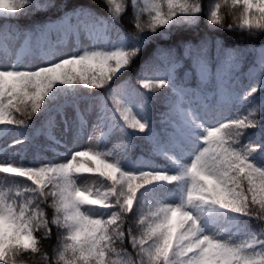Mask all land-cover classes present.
Listing matches in <instances>:
<instances>
[{"label":"snow or ice","instance_id":"snow-or-ice-1","mask_svg":"<svg viewBox=\"0 0 264 264\" xmlns=\"http://www.w3.org/2000/svg\"><path fill=\"white\" fill-rule=\"evenodd\" d=\"M100 3L0 0V20L60 10L0 25V264H264V47L242 74V51L203 38L114 83L202 16L264 33V0Z\"/></svg>","mask_w":264,"mask_h":264},{"label":"trees","instance_id":"trees-1","mask_svg":"<svg viewBox=\"0 0 264 264\" xmlns=\"http://www.w3.org/2000/svg\"><path fill=\"white\" fill-rule=\"evenodd\" d=\"M43 2V0H41ZM59 2V0H58ZM72 3H84L93 7L98 15L106 16L107 12L103 6H101L100 0H72ZM205 8L210 3V0H203ZM60 14V10L58 8H54L51 10L43 11L40 13H25L23 16L12 19V20H0V25L8 24L12 27H18L21 29H28L33 27L34 25L43 23L44 21L55 19ZM231 18H226L225 24L231 23ZM120 27L127 33L132 34L135 29L129 23V16H125L121 21ZM207 38L210 41H219L225 48L237 49L244 53V58L242 60L241 65V73L245 74L251 70L253 66V62L255 60L256 54L258 50L264 47V33H254L249 35L246 31H241L238 28H234L229 31L226 28H216L215 30H211L206 23L205 18L202 16L200 22L192 27L181 26V27H173L171 30L166 32L163 36H157L151 41H149L141 53L135 58L132 65L124 72V74L120 77L121 79H126L130 81H134L137 73L143 68L146 67L153 62V58L156 52L160 49H174L178 53L182 52L181 46L184 43L192 42L198 43L201 39ZM116 80L114 82H118ZM243 82L245 86L247 85L246 76L243 77ZM96 92H105L104 89L94 90ZM163 91V90H161ZM259 96V93L256 94ZM249 104H246L244 107L238 109L241 114H244ZM156 112H154V119L156 118L158 112L162 110L160 108L159 102L155 105ZM250 132L252 130H249ZM136 143L143 145V141H136ZM146 147V146H144ZM37 149H30L29 153L31 155L34 154ZM139 150H137L138 152ZM48 158V157H47ZM249 223H253L249 221ZM55 233V230H54ZM47 243V242H46ZM51 244H55V235L53 236Z\"/></svg>","mask_w":264,"mask_h":264},{"label":"rangeland","instance_id":"rangeland-1","mask_svg":"<svg viewBox=\"0 0 264 264\" xmlns=\"http://www.w3.org/2000/svg\"><path fill=\"white\" fill-rule=\"evenodd\" d=\"M82 43L83 44H85V45H87V43H88V41L87 40H83L82 41ZM68 51H71V47H69L68 48ZM124 80H126V79H124ZM120 81L121 80H119L118 82H114V83H120ZM133 84H136V86L137 87H139V85H138V83H137V81H136V78L134 79V81H131ZM141 91H144L143 89H141ZM58 135H59V133H58ZM114 139H116V140H119V139H121V138H119V137H116V138H114ZM88 145H87V142H86V140H84V141H81L78 145H75V147L77 148V150H83V149H85L86 147H87ZM44 156L47 158H52V153L51 152H48V153H44Z\"/></svg>","mask_w":264,"mask_h":264}]
</instances>
